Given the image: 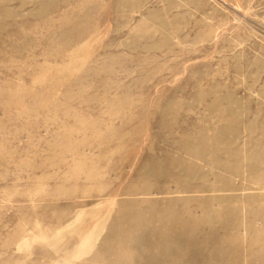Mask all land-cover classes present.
Returning <instances> with one entry per match:
<instances>
[{"label": "rangeland", "instance_id": "rangeland-1", "mask_svg": "<svg viewBox=\"0 0 264 264\" xmlns=\"http://www.w3.org/2000/svg\"><path fill=\"white\" fill-rule=\"evenodd\" d=\"M0 264H264V0H0Z\"/></svg>", "mask_w": 264, "mask_h": 264}]
</instances>
